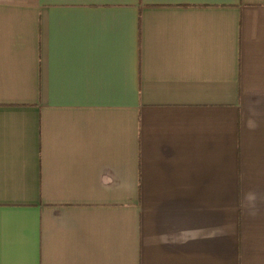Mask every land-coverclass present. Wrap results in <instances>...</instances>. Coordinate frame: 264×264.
Returning a JSON list of instances; mask_svg holds the SVG:
<instances>
[{
    "label": "crops",
    "instance_id": "crops-1",
    "mask_svg": "<svg viewBox=\"0 0 264 264\" xmlns=\"http://www.w3.org/2000/svg\"><path fill=\"white\" fill-rule=\"evenodd\" d=\"M264 0H0V264H264Z\"/></svg>",
    "mask_w": 264,
    "mask_h": 264
},
{
    "label": "clouds",
    "instance_id": "clouds-1",
    "mask_svg": "<svg viewBox=\"0 0 264 264\" xmlns=\"http://www.w3.org/2000/svg\"><path fill=\"white\" fill-rule=\"evenodd\" d=\"M245 199L247 201L249 208L251 209V214L253 215L258 210L257 209L258 203H264V196L253 191H249L248 193H246Z\"/></svg>",
    "mask_w": 264,
    "mask_h": 264
}]
</instances>
